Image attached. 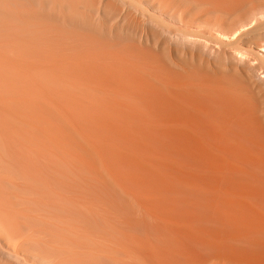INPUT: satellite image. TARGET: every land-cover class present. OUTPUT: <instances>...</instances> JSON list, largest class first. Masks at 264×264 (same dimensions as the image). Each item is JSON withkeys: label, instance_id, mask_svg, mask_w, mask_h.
I'll return each instance as SVG.
<instances>
[{"label": "bare ground", "instance_id": "obj_1", "mask_svg": "<svg viewBox=\"0 0 264 264\" xmlns=\"http://www.w3.org/2000/svg\"><path fill=\"white\" fill-rule=\"evenodd\" d=\"M100 1L0 0V264H264V176L249 170L264 172V126L249 91L232 77L197 92L161 87L169 118L197 127L104 125L95 108L107 98L75 60L130 34L94 21ZM255 1L104 0L102 9L127 4L200 48H211L202 33L254 35L264 57ZM195 25L198 34L182 28Z\"/></svg>", "mask_w": 264, "mask_h": 264}, {"label": "rangeland", "instance_id": "obj_2", "mask_svg": "<svg viewBox=\"0 0 264 264\" xmlns=\"http://www.w3.org/2000/svg\"><path fill=\"white\" fill-rule=\"evenodd\" d=\"M103 1H100L99 10L95 13L96 15H93L94 21L102 24L111 32L128 31L130 40L120 44L102 46L98 51L90 50L75 62L77 61V64L81 62V66L76 69L79 71L86 69L96 88L104 91L103 89L106 87L105 93L102 91L99 93L102 94L100 96L103 101L107 98V107L106 104L103 105L106 102L101 100L103 103L95 108V112L100 109L97 114L99 118L102 117L101 121H104V123L102 122L104 125L107 124L105 122H108L111 127L114 125L116 127V124L122 119L123 121L117 127H125L126 121L124 120L128 119L127 125L131 120L129 127H132L134 123L137 127H197L194 123H185L180 119L169 118L165 89L169 92L183 91L187 93L188 91L197 92L200 88L204 89L205 87L211 90L217 88L215 81L218 79L232 77L244 83L243 85L251 94H247L249 98L245 100L252 108L254 119L264 126V86L257 81L258 78L264 77V57L261 54V57L259 54L255 55L257 52L260 53L256 45L257 36L255 38L254 35H245L233 38L232 42H228L224 39L222 41L215 40L216 38L210 39L206 33V35L202 33L197 38L211 48H200L198 44L193 43L183 45L171 40L165 33L152 25L148 20V14L142 15L135 12L132 8L127 7V4H117V12H106L102 9ZM148 1L143 0V2ZM253 5L263 6L264 0H256ZM250 7L241 11L240 16H234L235 18L231 19L224 18L219 21H222L221 23L224 25H229L237 17L246 16ZM197 10L198 15L202 13L200 9ZM197 10H193V13H196ZM166 23L170 29L179 30L178 25L174 22ZM195 26L182 28H190L191 31L194 30L195 32H193L197 33L196 31H200V28ZM258 28L259 37H263L264 24ZM232 52L245 53L250 56V60L237 62L232 58ZM261 53L263 52L261 51ZM176 76H185V80H180L181 83L183 82L182 84L179 83ZM203 77L206 82L201 81ZM107 81L109 82L107 83ZM106 93L108 94L106 95ZM208 100L211 104L214 103L212 98H208ZM178 104L180 105V103ZM191 107L189 110L197 113L196 108ZM211 120V118L206 119L205 127H215V123ZM109 125L107 124L108 127ZM135 125L133 127H136ZM230 127L241 132L245 126L233 123ZM249 170L254 175L264 176V172L258 166H250Z\"/></svg>", "mask_w": 264, "mask_h": 264}]
</instances>
